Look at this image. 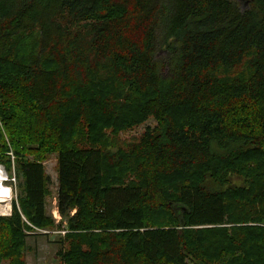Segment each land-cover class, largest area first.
<instances>
[{
	"label": "trees",
	"instance_id": "trees-1",
	"mask_svg": "<svg viewBox=\"0 0 264 264\" xmlns=\"http://www.w3.org/2000/svg\"><path fill=\"white\" fill-rule=\"evenodd\" d=\"M248 1L0 0V162L14 152L20 188L0 264H27L34 227H64L61 264H264V0Z\"/></svg>",
	"mask_w": 264,
	"mask_h": 264
},
{
	"label": "rangeland",
	"instance_id": "rangeland-1",
	"mask_svg": "<svg viewBox=\"0 0 264 264\" xmlns=\"http://www.w3.org/2000/svg\"><path fill=\"white\" fill-rule=\"evenodd\" d=\"M242 5L248 6L250 2L248 0H241ZM160 57H165L166 52L160 51ZM156 121L154 119H150L147 123L129 131L121 134L122 140L131 141L135 137H140L146 128L150 126H154ZM10 142V141H9ZM30 147H38V145H30ZM9 156L12 161V170L9 171L4 163L0 162V184L1 187L10 186L11 191V199H7V201H0V216H9L13 210V200L17 201L19 188V181L16 178V170H15V156L14 152L10 150ZM28 158H33L32 155H27ZM46 166V172L50 178V187L52 190V195L47 198V212L53 220L55 224L58 226L63 223L65 226L66 218L62 217L58 210V202H57V193L59 189V181H58V153L54 152L49 154L47 159L44 161ZM1 188V189H2ZM0 189V190H1ZM25 218V217H24ZM28 222V221H26ZM29 223V222H28ZM28 236H26V249H25V260L27 264H61V259L58 254L60 250L63 248V244L60 241L59 236L64 235L66 230L61 228L58 230L55 229H39L34 227V231H26Z\"/></svg>",
	"mask_w": 264,
	"mask_h": 264
},
{
	"label": "bare ground",
	"instance_id": "bare-ground-1",
	"mask_svg": "<svg viewBox=\"0 0 264 264\" xmlns=\"http://www.w3.org/2000/svg\"><path fill=\"white\" fill-rule=\"evenodd\" d=\"M2 187H1V184H0V189H1Z\"/></svg>",
	"mask_w": 264,
	"mask_h": 264
},
{
	"label": "water",
	"instance_id": "water-1",
	"mask_svg": "<svg viewBox=\"0 0 264 264\" xmlns=\"http://www.w3.org/2000/svg\"><path fill=\"white\" fill-rule=\"evenodd\" d=\"M177 208V207H176ZM182 208H184V207H182Z\"/></svg>",
	"mask_w": 264,
	"mask_h": 264
}]
</instances>
